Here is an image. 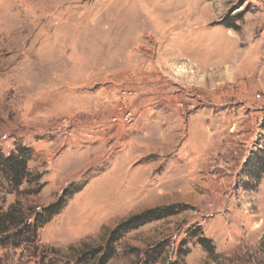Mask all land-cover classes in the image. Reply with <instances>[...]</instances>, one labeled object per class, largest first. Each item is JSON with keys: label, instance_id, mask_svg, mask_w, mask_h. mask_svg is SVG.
Segmentation results:
<instances>
[{"label": "rangeland", "instance_id": "obj_1", "mask_svg": "<svg viewBox=\"0 0 264 264\" xmlns=\"http://www.w3.org/2000/svg\"><path fill=\"white\" fill-rule=\"evenodd\" d=\"M6 212L0 264H264V0H0Z\"/></svg>", "mask_w": 264, "mask_h": 264}, {"label": "trees", "instance_id": "obj_2", "mask_svg": "<svg viewBox=\"0 0 264 264\" xmlns=\"http://www.w3.org/2000/svg\"><path fill=\"white\" fill-rule=\"evenodd\" d=\"M23 150H24V148L21 147V149L19 150V153H17V154L12 153L7 158V162H9V164H10V162L12 163L14 176H15L17 181L22 180L28 174L27 167H26V159L24 158V156L22 154ZM55 208H57V207L54 204H52V205L48 206L47 210L49 212H52L53 210H55ZM174 212H175V209L173 206H165V207H158V208L150 209V210H147V211L142 212L140 214L134 215V216L130 217L129 219L124 220L121 223H119L118 226L111 231V234H112L111 238H114V240H115L123 232H125L131 228H135L136 226H138L140 224H143V223H146V222H149L152 220H156V219H160V218L169 216V215L173 214ZM10 214L11 213H9V212L0 214V232L6 228L7 222H9L8 219L10 218V216H12ZM199 241L202 243V245L207 247L209 249V251L214 250V246H213L211 239L201 237L199 239Z\"/></svg>", "mask_w": 264, "mask_h": 264}, {"label": "built area", "instance_id": "obj_3", "mask_svg": "<svg viewBox=\"0 0 264 264\" xmlns=\"http://www.w3.org/2000/svg\"><path fill=\"white\" fill-rule=\"evenodd\" d=\"M126 91H122V98H125ZM122 119L125 120L126 122H132L135 119V116L130 112L127 111L126 113L123 114ZM114 120H116L114 118Z\"/></svg>", "mask_w": 264, "mask_h": 264}, {"label": "bare ground", "instance_id": "obj_4", "mask_svg": "<svg viewBox=\"0 0 264 264\" xmlns=\"http://www.w3.org/2000/svg\"><path fill=\"white\" fill-rule=\"evenodd\" d=\"M199 4V3H198ZM191 16V15H190ZM189 16V17H190ZM193 21V20H192ZM192 23V22H191ZM181 24V23H180ZM190 24V23H189ZM179 25V24H178ZM190 26V25H189ZM193 29V28H192ZM199 31V30H198ZM227 58H228V56H227ZM223 60H226V59H223ZM228 61V60H227ZM239 61V60H238ZM233 63V62H232ZM249 67H251V66H249Z\"/></svg>", "mask_w": 264, "mask_h": 264}]
</instances>
